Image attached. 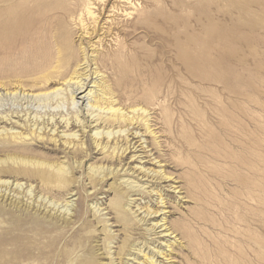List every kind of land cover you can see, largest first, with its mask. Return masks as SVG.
Masks as SVG:
<instances>
[{"label":"rangeland","instance_id":"1","mask_svg":"<svg viewBox=\"0 0 264 264\" xmlns=\"http://www.w3.org/2000/svg\"><path fill=\"white\" fill-rule=\"evenodd\" d=\"M117 2L106 0V10L101 19L106 18L107 11ZM136 2H139V6L146 5L149 10L148 22L151 29L149 33L138 30L123 39V43L131 49L135 64L133 63L130 74L119 75L114 81L118 84L120 95L125 93L131 79L135 81L139 108H145L150 101L162 102V112L158 110L154 114L150 112L152 115H149L151 121L158 118L159 124L151 128L154 136L148 134L143 137V147L148 153L146 155L142 154V151L136 152V156L146 157L137 158L140 164L134 162L131 166L138 168L143 165L144 169L151 170V173L163 171L169 178L162 180L157 174H153L147 180L154 182L152 184L145 181L146 178H141L138 172L133 174V171H126L125 174L128 175L124 180L143 186L144 189L143 192L129 197L130 200H137L130 208L135 211V206L141 207L140 213L153 210L154 213L163 209L162 211L170 213L165 215L168 222H176L178 225L182 224L180 220L187 213L195 212L205 221L201 227H195L196 232L192 229L191 238L195 245L188 249L184 244L183 250L176 243L177 246L172 247L170 254L175 263H171L169 257L162 258L163 254L158 256L156 252L163 251L162 247L167 242L162 239L160 242L155 236H151L155 242L144 244L142 229L146 226L134 222L132 216L125 211L117 213L113 210L119 202L125 208L124 199L118 201L116 197L113 183L119 176H112V180L105 177L102 181L92 182L93 178L87 175L85 168L89 164L105 167L118 161V158H113L111 163L106 164L100 160L102 156L97 154L93 155V160L83 163L81 168H72L69 164L72 161L63 159L64 154L59 152L56 155L60 161L65 162L64 167L69 168L67 186L62 189L56 185H43L36 178L30 179L23 175L15 177L9 174L0 179L11 182L14 178L17 183L24 184L23 188L30 185L32 188L27 187L24 192L30 197L39 193L43 195V206L57 207L61 211L68 209L67 212L71 214L74 213V208H78V204L79 209L80 205L84 206V212H78L76 215L79 218L75 220V230L80 228V233L71 240L73 231L55 232L52 227L41 224L27 226L28 240L23 244L19 241L17 246L10 250L3 244L7 239L4 222L7 216L3 215L0 217V264H9L8 254L12 250L17 255L22 253V264H118L119 260L125 262L128 257L134 258V255L128 254L130 247L135 249L142 246L140 257L135 259L137 262H142L146 257H153V260L160 261V264H222L218 256L224 252L227 254L226 246L230 245L227 243L229 241L232 246L229 250L234 251L233 255H226L230 257V262L262 264L264 0ZM41 4L42 0H7L5 3L0 2V7H12L14 17H17L22 25H27L25 28H29L35 22L33 18H39L32 17L31 12L36 5ZM19 33L11 47L7 48V53L0 51V84L12 88L14 92L5 95V92L0 90V114L20 116L18 119L12 118L14 124L11 126L13 132L23 133V120L27 116L45 120L52 116H55V119L59 116L69 118L73 109L64 91L65 82L57 78L56 70L47 69L37 75L24 72V68H29L26 59H35L37 55L23 46L20 42L23 35ZM103 41L104 47L109 46L108 39ZM47 76L53 83L48 88H51V91L60 88V91L48 97L35 98L25 95L29 89L47 88L48 85L38 87L36 84L38 78ZM20 86L25 90L24 94L19 90ZM83 95L78 96L76 100L79 101V97ZM86 104L87 101H84V105ZM89 108L86 105V109ZM3 127L10 129V126L1 124L0 128ZM49 129L50 126L46 132ZM60 130L63 128L58 131ZM76 131L77 128L72 130ZM91 141L88 137V144ZM35 144L38 145L34 146L36 154L52 157L55 155L52 142L45 145L44 141ZM41 145L47 149L40 148ZM165 150L166 153L163 152ZM124 155L129 157L133 153ZM2 156L4 157V154H1L0 158H3ZM120 174H124V171H120ZM131 174L141 180L133 178ZM192 177L210 193L211 206L209 205L208 209L211 210L194 206L192 200L190 202L186 198L184 184ZM176 186L182 187V193L173 192L179 190H173ZM93 187L95 189H92ZM71 193L76 194L72 199L78 200L68 207L63 201ZM158 196L163 200L159 201ZM148 223L155 224V219H150ZM258 245H261L260 249ZM233 246L238 247V250ZM97 248L102 251L96 252ZM258 254H261L260 261L257 260ZM13 262L19 264L16 260ZM131 263L130 261L129 264Z\"/></svg>","mask_w":264,"mask_h":264},{"label":"bare ground","instance_id":"2","mask_svg":"<svg viewBox=\"0 0 264 264\" xmlns=\"http://www.w3.org/2000/svg\"><path fill=\"white\" fill-rule=\"evenodd\" d=\"M6 1L0 0L2 3ZM117 1V3L112 4L107 11L106 18L103 20L101 15L106 10V0H42V4L36 5L34 11L31 12L32 17L38 16L39 18H33L35 22L32 20L34 24H31L29 28H25L27 25H22L17 17H14L12 7L7 5L0 7V51L7 53V48L11 47L13 40L21 30L22 32L19 34L22 33L23 37L20 42L37 55L35 59H26L29 68H24V72L37 75L47 69L56 70L58 73L57 78L63 83L65 82L64 91L73 109L69 118L59 116L55 119V116H52L45 120L44 118H30L27 116L23 120L25 130L23 133L13 132L11 126L14 124L11 121L12 118L18 119L20 116L0 114V125L10 126V129L0 128V155L4 154V157L0 158V178L7 177L9 174L15 177L23 175L30 179L31 177L36 178L43 185H56V187L62 189L67 186L69 168L66 169L64 167L65 162L60 161L56 155L59 152V154H64L63 159L72 161V163H69L72 168H81L83 163L86 164V162L93 160L95 158L93 155L97 154L102 156L100 160L106 164L111 163L113 158L116 160L118 158V161H114V163L117 162L116 165L112 163L109 166L97 167L89 164L85 168L87 175L93 178L92 182L102 181L105 177L112 180V176H119L113 180L115 193L118 201L124 199L126 209L119 202L115 204L113 210L117 213L125 211L132 216L134 222L146 226L142 229L145 236L144 244H149L151 241L152 243L155 242L154 238H150L151 236H155L160 242L161 239L167 242L162 247L164 252L159 250L156 254L158 256L163 254L162 258L169 257L168 260L175 263V260L170 256L173 250L172 247H176V243H178L183 250H185L184 244L188 249H191L195 245V241L191 238L192 229L196 232L195 227H201L205 221L195 212H189L181 218L180 223L182 224L178 225L176 222L170 224L165 216L169 212L162 211L163 209L154 213V210L152 212L143 211L144 214L141 216L142 213L139 212L142 209L141 207L135 206L137 207L135 211L130 208V205L132 203L136 204L137 200H130L129 197L140 191L143 192L144 189L143 186H138L136 183L125 181L124 177L128 175L125 174L126 171H133V174L138 172L139 175L141 174V178H146L145 181L153 174H157L162 180H167L169 177L167 178V175L159 170L151 173V170L144 169L143 165L138 168L131 166L134 162L140 164L137 158L146 157L136 156L135 153L142 151V154L147 155L148 152L146 153L143 147L145 143L143 137H147L148 134L154 136L151 128L159 124L158 118L151 121L149 115L150 112L154 114L158 110L162 112L163 105L160 101H150L145 108H139L137 106L138 90L133 79L130 80L124 94L120 95L118 92V84L114 79L119 75L130 74L133 70V63L135 64L131 49L123 43V39L138 30L149 33L151 28L148 22L150 12L146 5L139 6V2H136V0ZM106 39H108L109 46L105 43L107 47H104L103 40ZM38 79L39 81L36 83L38 87L48 85L47 88L29 89L25 95L35 98L48 97L60 91V88L56 89L57 91L55 89L51 91V88H48L53 84L48 76ZM21 87L19 90L24 94L25 90ZM11 89L0 84V90L3 93L5 92V95L14 93ZM82 94L84 95L79 97V101H77L78 96ZM0 96L2 95L0 94ZM84 101H87L86 105L90 107L88 110L84 105ZM150 121L153 122L152 125ZM49 126L50 129L46 132ZM60 128H63L64 131H58ZM74 128H77L76 132H72ZM88 137L93 142L91 141L88 144ZM43 141L44 145L47 142L53 143L55 147L52 150L53 153L55 152L53 157L39 155L34 152L35 143L40 144ZM40 148L47 149L43 145ZM163 152L166 153L167 150ZM125 153H133V155L127 157V155H124ZM127 159H130L129 162L126 161ZM157 162L159 163L161 160ZM122 170L124 174H120ZM133 174H131L132 177ZM133 178L137 179V176ZM137 180L140 181L141 179ZM16 181L14 178L11 182L1 181L0 179V217L7 216V219H4L7 239L3 244L8 246L10 250L16 247L19 241L20 244H23L28 240L27 226L41 224L42 226L52 227L55 232L64 231L67 233L73 231L74 237L72 236L71 240L80 233V228L78 231L75 230L77 229L75 220L79 218L76 215L78 212L81 213L82 210L84 212V206L80 205L79 209L78 204V208H74L73 214L68 213V209L61 211L57 207L43 206V195L39 193L37 196H27L24 189L27 187L31 189L32 187L28 185L23 188L24 184H19ZM147 182L154 184L151 180ZM184 185L185 196L190 202L192 200L194 206H200L207 211L211 210L208 209L209 205L211 206L209 204L210 193L202 187L195 177L187 179ZM178 188L179 190H177ZM181 189L182 187H173V190H177L173 192L180 194ZM149 194L152 195L151 192ZM74 196L76 194L71 193L66 199L64 198V205L68 206L73 201H77L78 199H72ZM157 198L159 201L163 200L160 196ZM181 200L184 199L181 198ZM164 204L163 206H165ZM262 214L264 216V165H262ZM150 219H155V224L148 223ZM178 236L179 238H177ZM219 236L222 237L223 235L219 234ZM179 239L183 240L182 243L181 240L178 242ZM227 243L230 244L226 246L227 254L223 251L224 253H221L218 257L222 264H233L229 261V256H226L234 254V251L229 250V247H232L231 241ZM142 247L135 249L130 247L128 254L129 256L134 255V258L128 257L125 262L119 260L118 264H129L130 261L131 264H160V261L153 260V257H146L142 262H137L135 259H138V256L140 257L139 251ZM258 247L260 249L261 245H258ZM99 251L102 250L98 249L96 252ZM263 251L262 264H264ZM166 252L169 254H166ZM8 256L12 260H9V264H13V260L18 261L19 264L23 262L22 253L17 255L12 250L9 251ZM141 258H144V256H141ZM260 258L261 254H258L257 260L260 261Z\"/></svg>","mask_w":264,"mask_h":264}]
</instances>
